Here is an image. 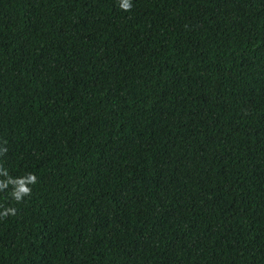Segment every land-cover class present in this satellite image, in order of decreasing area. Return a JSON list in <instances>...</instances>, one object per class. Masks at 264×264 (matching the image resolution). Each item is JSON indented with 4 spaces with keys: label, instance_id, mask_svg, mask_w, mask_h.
<instances>
[{
    "label": "trees",
    "instance_id": "obj_1",
    "mask_svg": "<svg viewBox=\"0 0 264 264\" xmlns=\"http://www.w3.org/2000/svg\"><path fill=\"white\" fill-rule=\"evenodd\" d=\"M121 2L0 0V264H264V0Z\"/></svg>",
    "mask_w": 264,
    "mask_h": 264
},
{
    "label": "clouds",
    "instance_id": "obj_2",
    "mask_svg": "<svg viewBox=\"0 0 264 264\" xmlns=\"http://www.w3.org/2000/svg\"><path fill=\"white\" fill-rule=\"evenodd\" d=\"M120 7L123 10H125V11L130 10V8H131L130 0H122V2L120 4ZM31 176H32V179H31L30 182L34 184L36 182V177L34 175H31ZM30 192H31V190L30 189H27L26 195H29ZM16 200L17 201L20 200L19 196L16 197ZM10 212H11V214L14 215L15 214V209L10 210ZM8 214H9V212H7V211L4 213V215H8Z\"/></svg>",
    "mask_w": 264,
    "mask_h": 264
}]
</instances>
